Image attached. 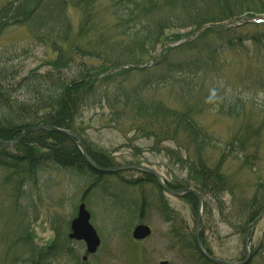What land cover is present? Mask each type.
I'll return each mask as SVG.
<instances>
[{"label": "trees", "instance_id": "1", "mask_svg": "<svg viewBox=\"0 0 264 264\" xmlns=\"http://www.w3.org/2000/svg\"><path fill=\"white\" fill-rule=\"evenodd\" d=\"M100 1L25 0L22 7L18 6L20 10L8 11L12 18H7L5 26L23 25L37 39H48L53 58L52 70L46 75L34 72L20 79L23 65L13 62L11 56L0 57V105L14 111L21 125L3 124L0 120V140L11 142L31 127L75 131L84 123L86 114L100 110L103 125L120 127L124 121L131 122V132L137 140L152 142V150L159 154L164 143H173L184 151L195 169L200 188L196 190L204 200L209 197L216 201L223 213L222 199L235 185L222 168L228 160L237 163L243 157L244 165L255 173L259 135H236L226 144L211 137L201 120L206 103L202 94L211 75L227 65L226 53H237L243 46L236 33L241 28L259 26L210 28L182 46L171 45L183 40L185 35L178 34L181 31L188 30V35L205 26L264 14L263 9L251 7H263L264 0H106L107 11L99 8ZM72 9L81 16L76 28L69 17ZM105 13L110 20H104ZM253 41L264 45L262 38ZM164 46L168 48L158 56L159 48ZM136 76L138 80L134 81ZM163 91L174 92L176 106L153 98ZM219 109L224 114L225 107ZM240 110L236 106L225 114L235 119ZM85 148L98 166L114 167L103 155ZM211 156L218 157L215 167ZM49 165L76 176L85 177L87 172L104 176L89 167L76 145L60 133L32 132L13 147L0 146V181L5 190H10L11 197L32 199L24 187L38 190L39 175ZM144 176L155 182L152 176ZM168 186L191 188L170 183ZM183 198L197 207L193 195ZM207 205L205 202L204 211ZM17 209L21 207L13 209L16 215ZM263 209L264 183L258 181L251 197L234 206L236 223L229 220L231 228L244 233ZM3 212L0 208V222ZM28 228L21 221L16 245L24 243L22 231ZM29 245V249H36L33 242ZM61 251L71 256L73 263L84 264L77 256L73 259L68 247L58 245L47 255L45 250L35 255L37 261L50 258L48 264H56L51 258ZM249 264H254L253 259Z\"/></svg>", "mask_w": 264, "mask_h": 264}, {"label": "rangeland", "instance_id": "2", "mask_svg": "<svg viewBox=\"0 0 264 264\" xmlns=\"http://www.w3.org/2000/svg\"><path fill=\"white\" fill-rule=\"evenodd\" d=\"M24 4L25 0H0V57L11 56L13 62L23 65L20 79L34 72L46 75L52 70L50 65L53 58L48 39H37L23 25L5 26L4 23L12 18L8 11L13 8V11L20 10ZM251 7L264 10V6ZM99 8L107 11L108 2L101 0ZM255 15L264 18V14ZM69 17L76 28L80 14L72 9ZM104 20H110L108 13L104 14ZM187 33L188 30L178 34L186 37L189 35ZM236 35L242 39L243 46L237 53H226L227 65L220 73L212 74L211 81L206 83L202 94L206 97V103L201 120L210 136L225 144L236 135L257 132L258 154L253 170L256 174L244 165L243 157L237 163L227 161L222 170L232 178L235 186L222 199L225 205L223 213L216 201L205 197L204 202L208 205L202 216L200 231L201 241L214 257L241 262L245 257L244 233L231 228L229 220L236 223L234 206L251 197L258 181L264 183V45L253 41L257 37L264 39V25L241 28ZM136 80L137 76L134 77ZM153 98L176 106L174 92L163 91ZM236 106L241 108L240 115L232 119L225 113ZM220 107H225L224 114L220 112ZM101 115L100 110L91 111L86 114L84 123L75 128L74 135L80 138L83 146L103 155L114 167L140 164L154 170L170 184L200 189L194 166L184 151L173 143H164L161 146L163 152L159 154L157 150H152V142L137 140L135 133L131 132V122L124 121L120 127L107 123L103 125L105 121ZM0 120L3 124L21 126L16 121L14 111L2 105ZM252 152L253 148L250 154ZM217 158L211 156L213 167L217 166ZM44 168L45 171L39 175L38 190L24 187L32 199L11 197L10 190H5L0 181V208L4 211L0 222V264L37 261L36 252L45 250L47 255L55 245L68 247L73 259L74 256L81 258L87 255L84 243L68 239L70 223L82 203L91 213V224L101 239L97 254L84 263L204 264L199 260L193 239L198 206L194 207L183 196L160 192L155 184L147 182V178L137 171H122L100 177L87 172L84 177L72 175L53 165ZM135 181L140 182L133 185ZM95 182L98 186L92 190ZM18 198L21 200L18 201ZM142 199H146L148 207L143 216L139 214ZM160 203L168 206L171 222L164 219ZM19 206L21 210L17 209L19 214L16 215L13 209ZM21 221L29 228L26 232L22 231L24 243L16 245L15 238L18 237ZM141 223L150 226L152 236L145 241H135L132 233ZM172 228L178 233V239L171 235ZM32 242L36 249H29ZM251 245L257 252L253 256L254 264H264V219L253 231ZM71 259L63 251L51 258L56 264H75ZM49 261L50 258L35 263L48 264Z\"/></svg>", "mask_w": 264, "mask_h": 264}, {"label": "water", "instance_id": "3", "mask_svg": "<svg viewBox=\"0 0 264 264\" xmlns=\"http://www.w3.org/2000/svg\"><path fill=\"white\" fill-rule=\"evenodd\" d=\"M227 25H229V23L223 24V26H227ZM216 26H219V25H213L210 27H205V28H203V30H206L207 28H213ZM40 130L45 131V132H49V133H60V134L68 136L73 141H76V144L80 148V150L82 151L83 156H84L87 164L93 170H95L99 173H104V174L105 173H115V172H119L122 170L142 171V172L148 173L151 176H153L156 179L159 186L161 187V189H163L165 192H167L168 194H170L172 196L194 195L198 201L197 218H196V223H195V228H194V239H195V243H196L199 251L208 260H210L214 263H217V264H234V263H229L226 261L214 259V258L210 257L208 254H206V252L204 251V249L201 245L200 236H199V226H200V222H201V218H202L203 201H202V198L198 192H196L192 189H182V190H177V191H170L166 187L162 178L155 171H153L152 169H150L148 167L142 166V165L130 164V165H124V166L113 168V169H103V168L99 167L98 165H96L91 160V158L87 154L81 140L76 135H74V133L72 131L61 130V129L54 128V127L31 128V129L25 130L24 133L22 134V136L18 140L14 141L12 143L4 142V141L0 140V145H2V146L14 145V144L18 143L19 141H21L28 133L34 132V131H40ZM262 219H264V210L261 212L259 217L247 228V231L245 234V239H244V247H245L247 259L243 263H236V264H246L248 262V259L250 257V247H249L250 234H251L252 230L258 225V223ZM71 230H72V233L69 236L70 239H72V240L74 239L77 241H85V243L87 245V250L90 254H95L97 252L98 248L100 247L101 242H100L99 237L96 234V231L93 229V227L90 224V214L88 213V211L86 210L84 205L80 206L78 216L72 222ZM150 235H151L150 228H148L144 225H140V226L136 227V229L133 233V237L136 240H144V239L148 238Z\"/></svg>", "mask_w": 264, "mask_h": 264}, {"label": "flooded vegetation", "instance_id": "4", "mask_svg": "<svg viewBox=\"0 0 264 264\" xmlns=\"http://www.w3.org/2000/svg\"><path fill=\"white\" fill-rule=\"evenodd\" d=\"M139 182L140 181H135V182H133L134 184L133 185H138L139 184ZM147 182H149V181H147ZM149 183H153V184H155L157 187H158V185H157V182L155 181V182H149ZM146 199H142L141 200V204H140V208H139V214L140 215H145L146 214V212H147V203H146V201H145ZM164 205H162V203H160V205H161V212H162V215L164 216V219L166 220V222H171V220H172V215H171V213H170V211H169V209H168V206L165 204V203H163ZM138 213V212H137ZM141 224H143V225H145V226H147V227H149L150 228V226H148V225H146L145 223H141ZM151 229V228H150ZM152 230V229H151ZM171 235H173V236H175L177 239H178V233H175V229H173L172 228V233H171ZM152 236V235H151ZM150 236V237H151ZM254 254H256V252L254 253ZM201 261V260H200ZM202 263H204V264H206V262L205 261H202ZM161 264H169L168 262H162Z\"/></svg>", "mask_w": 264, "mask_h": 264}]
</instances>
